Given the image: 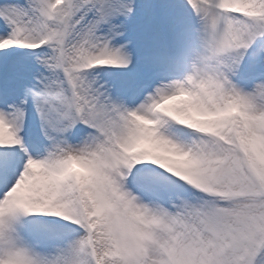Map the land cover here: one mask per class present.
I'll return each mask as SVG.
<instances>
[{"label": "snow or ice", "instance_id": "snow-or-ice-1", "mask_svg": "<svg viewBox=\"0 0 264 264\" xmlns=\"http://www.w3.org/2000/svg\"><path fill=\"white\" fill-rule=\"evenodd\" d=\"M0 264H264V0H0Z\"/></svg>", "mask_w": 264, "mask_h": 264}]
</instances>
